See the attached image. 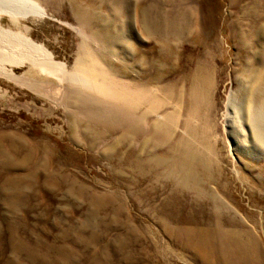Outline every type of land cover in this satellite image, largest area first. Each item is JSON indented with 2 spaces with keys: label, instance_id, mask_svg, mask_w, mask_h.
I'll list each match as a JSON object with an SVG mask.
<instances>
[{
  "label": "rangeland",
  "instance_id": "1",
  "mask_svg": "<svg viewBox=\"0 0 264 264\" xmlns=\"http://www.w3.org/2000/svg\"><path fill=\"white\" fill-rule=\"evenodd\" d=\"M0 264H264V0H0Z\"/></svg>",
  "mask_w": 264,
  "mask_h": 264
},
{
  "label": "bare ground",
  "instance_id": "2",
  "mask_svg": "<svg viewBox=\"0 0 264 264\" xmlns=\"http://www.w3.org/2000/svg\"><path fill=\"white\" fill-rule=\"evenodd\" d=\"M251 254V253H250ZM243 256V255H242ZM248 262V261H247Z\"/></svg>",
  "mask_w": 264,
  "mask_h": 264
}]
</instances>
